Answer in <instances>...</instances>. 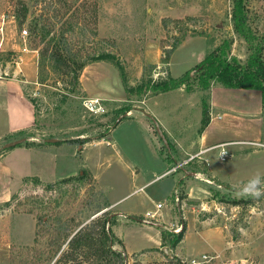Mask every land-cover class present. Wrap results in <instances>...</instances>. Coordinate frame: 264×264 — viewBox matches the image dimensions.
<instances>
[{"label":"rangeland","instance_id":"obj_1","mask_svg":"<svg viewBox=\"0 0 264 264\" xmlns=\"http://www.w3.org/2000/svg\"><path fill=\"white\" fill-rule=\"evenodd\" d=\"M233 4V0H0V15L7 16L3 37L12 42L2 46L5 55L0 60H13L15 67L18 46L13 42L22 38L24 28L28 29L26 41L34 50L29 53L30 71L16 78L32 81L36 75L38 82L25 83L36 109L34 127L8 134L13 121L0 108V154L9 152L14 168L10 197L0 202V264H54L59 254L48 244L50 235L74 229L104 210L111 212L116 222L113 232L127 247V264H133V255L148 262L167 254L210 251L208 244H220V238L212 236L218 231L229 234L234 242L225 250L227 261L264 264V196L253 199L236 195V190L257 173L264 177V139L235 135L242 129L239 123L226 126L230 139H256L261 144H227L225 161L220 159L221 147L211 149L207 156L217 178L208 173L206 161L195 163L189 155V162L194 161L191 167L202 173L187 175L182 168L188 162L175 163L145 112L152 111L176 133L194 136L201 133L203 103L209 104L210 87L201 88L195 79L194 92L180 88L158 94L137 90L149 80L180 77L192 67L191 74L196 76L202 57L231 38L230 55L244 62L249 59L251 42L264 38V0L247 2L252 26L249 41L233 31ZM23 9H27V18L20 23L17 13ZM58 9L60 15L56 17ZM36 17L54 22L61 19L55 31L60 32L62 25L70 28L66 36L74 50L89 56L106 53L110 58L90 60L80 72L79 86L71 91L70 75L63 77L48 59L40 57L42 43L30 31ZM253 32L258 37L254 38ZM0 96V100L5 97L2 92ZM229 96H217L222 104L213 113L222 117L212 118L213 129L234 114L224 105L236 108L240 103L239 95ZM92 98L101 101L102 110L92 112L85 106ZM220 130L211 132V138L218 137ZM21 137L27 140L1 149ZM48 137L59 138L68 146L75 143V157L82 159V167L78 168L67 146L53 153L31 147V142L47 143ZM169 142L172 151L178 142ZM35 174L50 179L71 175L47 181ZM181 176L182 182L178 179ZM145 211L155 214L149 218L154 222L151 224L160 223L168 235L175 237L185 228V242L174 246L168 240L162 249L152 250L159 246L156 231L123 222L129 218L147 222ZM218 261L221 258L206 264Z\"/></svg>","mask_w":264,"mask_h":264},{"label":"trees","instance_id":"obj_2","mask_svg":"<svg viewBox=\"0 0 264 264\" xmlns=\"http://www.w3.org/2000/svg\"><path fill=\"white\" fill-rule=\"evenodd\" d=\"M233 2L231 14L233 31L249 41V32L252 31V26L247 8L248 0H233ZM59 12V9L55 12L56 17L60 15ZM17 15L20 17L19 22L24 23L27 18V9L19 10ZM35 19L34 25L33 23L30 24V31L39 36L42 43L38 49L40 57L41 59H48L53 69L63 77L70 75L71 91H75L76 87L79 86L80 72L90 60L110 58L109 54L106 53L89 56L88 52L74 50L66 36L70 28L62 25L60 32L55 31V26L62 21L61 19L60 22L49 21L40 17ZM255 32H253L254 38L258 37ZM93 33L97 35L95 29H93ZM233 42L234 39L231 38L210 50L201 60L200 71L196 76L191 74L192 67L180 77L168 76L153 82L149 80L142 83L137 90L143 93L151 91L153 94H158L184 86L187 91L191 92L195 89L194 82L196 79L203 89H208L213 82L227 87L258 89L261 91L264 103V38L251 42L250 50L252 53L245 62L237 56L230 55ZM167 58L170 56L168 55ZM40 82L44 83L42 79ZM129 89L136 90L133 87ZM210 119V107L204 100L201 132L207 127ZM56 143H59V140ZM30 144L40 145L43 143L31 142ZM164 147L166 148L165 145ZM110 216L111 212L104 210L86 223H78L74 229L50 235L48 244L56 248L55 253L59 254L54 264H126L129 255L123 242L113 232V225L116 222ZM184 234L185 228L175 237L168 235L166 231H161L162 245H165V242L169 240L175 246L183 239ZM116 242L121 244V247H115ZM133 258V264H187L186 260L168 254L160 260L148 262H143L135 255Z\"/></svg>","mask_w":264,"mask_h":264},{"label":"crops","instance_id":"obj_3","mask_svg":"<svg viewBox=\"0 0 264 264\" xmlns=\"http://www.w3.org/2000/svg\"><path fill=\"white\" fill-rule=\"evenodd\" d=\"M11 44H12V42H8L7 39L4 42L5 48L7 47V45H11ZM13 44L14 45L17 44V46H18L15 49L16 50L15 56H14L15 67H12V65H11L13 60L5 61V62H4V59L0 60V92H2V95L3 94L5 95V97H3L2 100H0V108L4 109L6 114L8 116H10V119H12V121H13L12 125L8 129L9 130L8 134H10V135H13L14 133H16L20 130L30 129L32 126L34 127L35 123H36V115H37L35 105L31 99L30 95L26 91L27 87L25 84L28 82L38 83V82H35L36 75L35 76L33 75L32 81H30L29 79L26 80V79L16 78L17 75H19V76L20 75H22V76L27 75V70H28V67L30 65V61L32 58V57H30L29 53L30 52L33 53L34 50L29 48L27 41L24 40L23 38H21L20 40L17 38L15 40V42H13ZM4 55H5V50H3V48H2L1 52H0V58H2ZM204 56L202 58H204ZM34 57H36V56H33V58ZM28 71H30V70H28ZM9 76H12V77H9ZM17 83L20 84V87H18ZM179 88L186 90L184 87H179ZM35 89H37V87H35ZM31 90L33 91V89H31ZM191 92H194V91H191ZM209 93H210V99H209L208 103H209V107H210L211 119H210V122L207 125V127L201 133H198L194 136H190L187 138V137H185L184 132L178 131L176 133L175 131L171 130V128L166 127L161 122V120L159 118H158V120L161 124V127L163 128V131L167 135L168 139L172 142L173 141L178 142L177 144H175L174 150H172V153H173L172 159L175 161L176 164L188 162V165L186 167L182 168V170L185 174L189 175L187 172H189L191 174L201 172V171L196 172L194 169L195 167L193 168V167H191V165L194 164V161H195V163H197V162L204 163L206 161L207 166H208V170H207L208 173H210V176L212 178H217V176L212 172V169L210 166V160L207 156V153L211 149L216 148L213 146L220 144V143H228V144L237 143L238 144V143H245V142H258V141H261L262 138L264 139V103H263L261 91L258 89L227 87V86H224L220 83H212L210 88H209ZM218 94H221V96L224 94H225V96H229L232 94H234V95L236 94V96L239 95L238 98H239L240 103L236 106V108L232 105H229V104L224 105L225 107H227V109L229 111H233L234 114H232V115L229 114V116L227 117L226 121H224V123L219 124V127L213 129L214 124H213L212 120L222 117L220 113H217V115H215V113H213V111L215 109H218L219 105L222 104L219 101L220 97H217ZM0 97H2V96H0ZM229 97H231V96H229ZM228 98H226V99H228ZM150 112L152 113V111H150ZM212 113L214 114L213 116H212ZM212 118H214V119H212ZM238 123L242 125V129L240 130V132L238 129V133L235 135L252 134L255 138H258L259 140L257 141L256 139L255 140H252V139H248V140H246V139H243V140L234 139L236 137H233L232 139H230V137H232V136L228 135L229 133L226 130V126L227 127H230V126L236 127L235 125ZM219 130H220V134L218 135V137L215 138V136H214L213 138H211V132H217ZM171 135H172V137H171ZM57 139L59 140V143H51V144L43 143L40 145L34 144L31 147H33V149H44L45 151H47V153H53L54 151H59V150L62 151L64 146H67L68 149L72 150L71 155L75 159V162H78V168H81L82 167V162H81L82 159H80L79 157H77V158L75 157V152H74V151H76V150H74L75 149V145H74L75 143L69 142V146H68V143L64 142L63 140H61L59 138H57ZM36 143H38V142H36ZM69 147H71V148H69ZM27 148H29V147H26L25 149H27ZM181 153H183L184 155L182 156ZM189 155H194V158H193L194 161L192 159V161L189 162V160H188ZM9 156H10L9 152H5V153L0 154V202L7 200L10 197V194H11L13 186H14L13 185L14 168L11 165ZM184 156H186V157H184ZM223 161H225V160H223ZM72 174H74V173H72ZM68 175H71V174H68ZM68 175H63L61 177L59 176V177H55V178L52 177V179H50V178H47L45 176L43 177V176H38L35 174V176L39 177L40 179L47 180V181H54V180H57L59 178H63V177L68 176ZM261 175H263V173ZM23 176H25V174L21 175V177H23ZM189 177H191V176H189ZM178 179L181 180L182 176L179 177ZM183 181L185 182L186 179L184 178ZM224 181L227 182L226 180H224ZM181 182H182V180H181ZM228 183L232 184V182H228ZM147 211H145L144 214ZM128 213L133 215V216L134 215L135 216L136 215H142V216L144 215L143 213H136V212H134V213L128 212ZM120 215H121V213H120ZM123 222L127 223V224H138V225H140L141 228L145 227L146 229L156 231V235L159 236V238H160V241H158L159 246L155 247L152 250H156L158 248L162 249L161 247H162L163 243H162V236H161L162 230L160 227L161 224H151L148 222H144L141 220H135V219H131V218H129V220H124ZM205 224H206V222H205ZM205 224H203V225H205ZM203 225H202L203 228L201 230H203L205 227ZM217 230H218V228H217ZM218 232H214V234L212 236H216V237L220 238L219 239L220 244L219 245L208 244L210 251H207L205 249H203L201 251L192 250L191 251L192 253H187L186 255H183V253H182V254L177 255V256H179L183 260L186 259L188 262V260H190L192 257H196L197 255H200V254H203L206 252H209L210 254L220 253L221 254V262L218 261V262H215V264H222L223 260L227 261V259H229L226 257L227 256L226 251L229 248H232L234 242H232L229 239V234H225L226 232L223 231L222 234H218ZM115 235L119 239L122 240V238H120V236H118L116 233H115ZM186 237H187V231H185V235H184L183 239L181 240L182 243L185 242ZM203 241L205 242V240H203ZM125 248L127 249L126 245H125ZM167 253H169V250ZM170 253L172 254V252H170ZM174 255H176V254H174Z\"/></svg>","mask_w":264,"mask_h":264},{"label":"built area","instance_id":"obj_4","mask_svg":"<svg viewBox=\"0 0 264 264\" xmlns=\"http://www.w3.org/2000/svg\"><path fill=\"white\" fill-rule=\"evenodd\" d=\"M6 21H7V16L2 14L0 15V52H1V49H2V46L4 45V42H5V37L4 34H5V24H6ZM28 29H23L22 32H21V37L26 40L27 38V35H28ZM89 104H85V106L92 112H98L99 110L98 109H103L102 107V104H101V101H99L98 98H92L89 102ZM253 144H261L260 142H251ZM228 143H220V144H217L213 147H221L222 150H221V159L222 160H225L226 159V155H227V150L225 149V146L227 145ZM194 155H191L190 159L193 158ZM177 200H179V197H177ZM158 207H161L162 204L159 203L157 205ZM146 216L148 217L145 221H147L148 223H151L153 222L152 220H150L149 218L151 217H155V214L152 213L151 211L147 212L146 213ZM154 223V222H153ZM156 224H160V223H157ZM179 228L176 229V231H178ZM221 258V254L220 253H217V254H213V255H210L208 253H203L201 254V256L199 257H193L191 258L187 264H206V263H209L211 262L212 260H216V259H219ZM222 264H235L234 262H231V261H225V262H222Z\"/></svg>","mask_w":264,"mask_h":264},{"label":"clouds","instance_id":"obj_5","mask_svg":"<svg viewBox=\"0 0 264 264\" xmlns=\"http://www.w3.org/2000/svg\"><path fill=\"white\" fill-rule=\"evenodd\" d=\"M237 197L259 199L264 196V177L257 173L236 190Z\"/></svg>","mask_w":264,"mask_h":264},{"label":"water","instance_id":"obj_6","mask_svg":"<svg viewBox=\"0 0 264 264\" xmlns=\"http://www.w3.org/2000/svg\"><path fill=\"white\" fill-rule=\"evenodd\" d=\"M154 122L155 124V127H156V131L157 133L160 135L161 139L163 140V144L166 146V148L169 150V152L171 153V146H170V142L165 134V132L163 131V128L161 127V124L159 122V120L151 113L149 112H145ZM126 115V113L122 114L118 121L124 117ZM25 140H27V137H21V138H17V139H14L12 141H9L7 143H5L1 149H6V148H9V147H13V146H16V145H19L21 143H23ZM58 141L57 138H54V137H48V138H45V142L47 143H56ZM187 172V171H186ZM189 175H191V173L187 172ZM164 250L167 249V247H163ZM126 264H127V261H126Z\"/></svg>","mask_w":264,"mask_h":264}]
</instances>
